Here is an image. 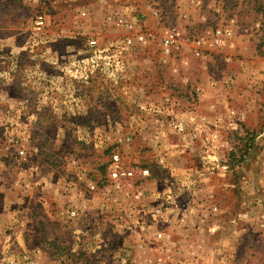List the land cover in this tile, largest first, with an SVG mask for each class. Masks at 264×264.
<instances>
[{
	"label": "rangeland",
	"instance_id": "obj_1",
	"mask_svg": "<svg viewBox=\"0 0 264 264\" xmlns=\"http://www.w3.org/2000/svg\"><path fill=\"white\" fill-rule=\"evenodd\" d=\"M115 153L149 169L141 199L109 184ZM164 204L191 207L203 235L235 223L219 264H264V0H0V217L30 223L45 264H135L138 231L145 264H191L171 216L137 223Z\"/></svg>",
	"mask_w": 264,
	"mask_h": 264
},
{
	"label": "crops",
	"instance_id": "obj_2",
	"mask_svg": "<svg viewBox=\"0 0 264 264\" xmlns=\"http://www.w3.org/2000/svg\"><path fill=\"white\" fill-rule=\"evenodd\" d=\"M205 177H207V176H205ZM221 187L222 186H218L219 189ZM224 189L227 190L226 187ZM261 206H260V209L263 210V207H261ZM15 207L16 208L4 207L3 211L14 212L16 215L19 216L21 212L24 213V211L26 210L25 206L16 205ZM21 207L22 208L24 207V208L22 209ZM2 214L5 215L4 212ZM4 215L0 217V228L3 230H7L8 233L6 235V232L4 231L5 234H2V236H0V241H1L0 249H2V253H3L0 256H4V254L6 252L7 246H5V242H7L9 240H11V241L15 240L14 242L19 243V245L21 247L20 249L22 251L26 252V258L27 257L32 258L33 264H45L46 259L50 258L49 254L45 252L43 247H40V246L37 247V245H34L35 241H33V237L31 236L32 231H31V228L29 227L30 223L28 221L23 220V219L21 220L22 217L20 219L16 218L13 221L6 220ZM251 216H252V213L248 219H252ZM253 218H255V217L253 216ZM194 219L195 220H201V219H198L196 217ZM248 221H249L248 222V243L252 245L251 241L252 240L254 241V239L250 235L249 231H250V229H252L254 232H258L259 229H258L254 220H252V221L248 220ZM170 224L172 226L171 227L172 230L175 232L174 241L177 240L175 242V244L177 245L176 249H178L177 254H180L182 252L186 255H189V254L202 255V256H197V258L192 259L196 263L199 261L200 264H210V263L211 264H219L220 254L222 252H224L228 256V258L231 259L234 256H236L237 252L239 251L238 250V248L240 247L239 235L241 232L236 230L237 226L235 225V223L232 225V228H230V231L226 232V231L222 230L223 228L221 226V220H219L216 223L217 228H216L215 234L210 235L213 239H211L210 236H208V235H203V233L201 232V230H202L201 226L203 223H200L199 226L196 225L195 227L193 226V224L190 223L189 224L190 226H189V228H187V231H184L186 229H182L179 225L174 224L173 221ZM13 228H15V229H13ZM139 230H141V229H139ZM132 234H133V238L132 239H124L123 244L124 245L132 244V250H130V253H131V255L134 256L133 258H134L135 264H145L144 263L145 261L143 259V258H145V257H143L145 252H148L149 254H153V248H155V247L149 245V241H151L150 240L151 236H150V234H147L144 231H141V232L138 231V232H134ZM178 235H180V236H178ZM192 237H195V240H193L190 243V246H188L187 244L185 246V243L189 242L188 238L192 239ZM56 241H58L57 238H56V240L54 239V241H52V243H54ZM38 243H40V242L37 241V244ZM176 251L177 250H174V252H173L175 254V257H176ZM128 252H129V250H128ZM253 252H255V249H252L249 245L248 246V255H245V258L246 257L251 258V259L255 258V256H253V254H252ZM5 256H6V261L4 262V260H0V264H16L13 262L14 259H16V257H14L13 253L6 252ZM154 257L155 256H153V258ZM188 258H190V257H188ZM235 258L236 257H234L233 259H235ZM23 259H25V257ZM52 259L54 261V259H56V256H52ZM189 260H191V259H189ZM195 262H191V264H195ZM54 263L56 264V260L54 261Z\"/></svg>",
	"mask_w": 264,
	"mask_h": 264
},
{
	"label": "built area",
	"instance_id": "obj_3",
	"mask_svg": "<svg viewBox=\"0 0 264 264\" xmlns=\"http://www.w3.org/2000/svg\"><path fill=\"white\" fill-rule=\"evenodd\" d=\"M44 24V16L43 14H40L37 16L36 20V26L38 28H41ZM166 45L170 47V44L173 42V38L170 36L165 39ZM91 44H95V40H90ZM183 127V125H180ZM110 168V174H109V184L112 185V188L118 192L125 193L126 195H129L132 193V196L136 199H141L144 196V190L141 189V187H133V184L139 179V176L142 178H146L150 175L148 168H135L132 166L125 165L119 154L115 153L111 158V163L109 165ZM141 178V179H142ZM97 188L96 184L91 185L90 189L94 190ZM175 212V217H173L172 211ZM192 210L191 207L187 208L183 206L182 204H164L159 207H155V211H153L152 215L150 217H146V215H140L137 223L140 225V228H150L152 224L155 223L156 218L160 215L163 216L165 213V216H170L173 218L174 224L179 225L182 229L189 228V224H193L195 227L196 225L199 226L200 223H203V219L195 220L194 214L189 216V211ZM72 215H76V212L73 211L71 213ZM204 224H202L201 227H203ZM172 231V230H171ZM171 233H168V230H163L162 228L158 227L157 229H153V238L156 240H163L165 238L169 239Z\"/></svg>",
	"mask_w": 264,
	"mask_h": 264
}]
</instances>
